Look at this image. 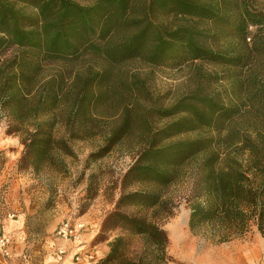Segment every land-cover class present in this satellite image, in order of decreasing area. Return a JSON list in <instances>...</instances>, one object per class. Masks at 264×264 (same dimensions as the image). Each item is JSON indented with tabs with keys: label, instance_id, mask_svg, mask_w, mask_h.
I'll return each mask as SVG.
<instances>
[{
	"label": "trees",
	"instance_id": "1",
	"mask_svg": "<svg viewBox=\"0 0 264 264\" xmlns=\"http://www.w3.org/2000/svg\"><path fill=\"white\" fill-rule=\"evenodd\" d=\"M164 64L188 69L172 100L143 74ZM3 113L22 164L85 139L93 158L134 151L103 228L143 251L119 264L170 260L159 221L181 203L193 233L222 243L255 225L264 238V0H0Z\"/></svg>",
	"mask_w": 264,
	"mask_h": 264
},
{
	"label": "rangeland",
	"instance_id": "2",
	"mask_svg": "<svg viewBox=\"0 0 264 264\" xmlns=\"http://www.w3.org/2000/svg\"><path fill=\"white\" fill-rule=\"evenodd\" d=\"M76 1L89 4L94 0ZM249 30L254 28L249 27ZM224 41V38L220 41L207 39V43L213 45L223 46ZM148 70L152 71L153 87L165 93L168 100L188 88V69L184 66L143 67V74ZM9 124L10 118L3 113L0 120V228L13 243L12 256L7 260L0 257V264H74L69 258L57 263L59 240L54 237L58 224L70 218L85 220L89 229L86 244L95 247L98 256L104 259L110 242L124 236L120 228H103V222L116 206L121 180L134 161V151L115 146L105 155L93 158L89 154L96 141L85 139L70 143L74 156L53 155L49 164L33 156L28 164H22L20 159L24 148L19 136L9 133ZM188 218L189 210L181 203L173 217L158 220L168 236L166 253L170 260L165 264H192V259L205 244L224 249L231 246V241L248 251L258 250L261 258L264 256V238L255 225H251L244 236L230 240V243H219L206 235L204 229L191 232ZM124 237L121 256L105 264H119L124 258L141 257V238ZM146 263L163 264L155 258H148Z\"/></svg>",
	"mask_w": 264,
	"mask_h": 264
},
{
	"label": "built area",
	"instance_id": "3",
	"mask_svg": "<svg viewBox=\"0 0 264 264\" xmlns=\"http://www.w3.org/2000/svg\"><path fill=\"white\" fill-rule=\"evenodd\" d=\"M87 231L88 224L82 218L61 221L54 231L55 239L59 240L56 248L58 258H69L76 264H100L101 258L96 249L85 245L84 235ZM12 243L11 238L0 228V257L3 260L12 256Z\"/></svg>",
	"mask_w": 264,
	"mask_h": 264
},
{
	"label": "crops",
	"instance_id": "4",
	"mask_svg": "<svg viewBox=\"0 0 264 264\" xmlns=\"http://www.w3.org/2000/svg\"><path fill=\"white\" fill-rule=\"evenodd\" d=\"M88 232L89 229L84 235L85 245H88L85 239ZM231 243V246L224 249H216L217 246L215 245L205 244L202 250H199L195 258L192 259V264H264V256L261 258L262 255L258 250L251 249L248 251L234 241H231ZM56 257L57 263L62 262L58 256Z\"/></svg>",
	"mask_w": 264,
	"mask_h": 264
}]
</instances>
